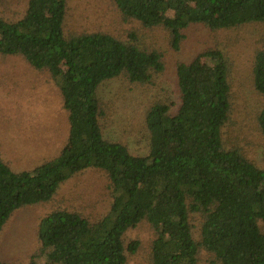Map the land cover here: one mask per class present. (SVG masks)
<instances>
[{"label":"trees","instance_id":"obj_1","mask_svg":"<svg viewBox=\"0 0 264 264\" xmlns=\"http://www.w3.org/2000/svg\"><path fill=\"white\" fill-rule=\"evenodd\" d=\"M112 1L125 18L168 29L177 49L192 25L217 31L264 23V0ZM26 7L15 21L0 13V53L60 79L69 132L61 152L32 170L14 171L0 158V232L16 209L50 201L62 182L92 167L109 178L111 206L95 222L61 208L42 217L45 264H128L140 241L126 242L124 234L144 221L156 234L148 264H202L203 253L214 264H264V168L225 148L232 103L223 50L176 64L178 106L148 109L149 151L135 155L104 137L97 89L122 75L154 83L165 67L162 53L103 31L67 33V0H28ZM253 82L264 94V47L255 54ZM256 120L264 138V104Z\"/></svg>","mask_w":264,"mask_h":264},{"label":"rangeland","instance_id":"obj_2","mask_svg":"<svg viewBox=\"0 0 264 264\" xmlns=\"http://www.w3.org/2000/svg\"><path fill=\"white\" fill-rule=\"evenodd\" d=\"M27 3L28 0H1L0 13L9 21L18 20ZM67 6V33L103 31L156 49L163 56L165 67L155 74L152 84L131 83L123 75L100 84V123L106 139L122 142L132 154L146 155L148 109L157 102H168L175 110L179 103L176 64L199 52L220 48L230 67L232 103L230 120L223 129L225 148L240 150L264 168V138L256 120L264 94L257 92L253 82L255 54L264 47V23L217 31L192 25L177 49L168 29L146 27L137 19L125 18L112 0H67ZM68 132L60 79L35 68L22 56L0 53V158L14 171L32 170L61 152ZM111 203L110 181L103 170L91 167L75 173L60 184L50 201L24 205L11 214L0 232V258L6 264H31L35 257L37 264H45L38 238L42 217L61 208L79 212L95 222L108 212ZM193 221L199 224L198 216ZM155 235L148 221L125 232L126 242L140 241V249L129 257L128 264H148ZM202 264L214 263L203 253Z\"/></svg>","mask_w":264,"mask_h":264}]
</instances>
